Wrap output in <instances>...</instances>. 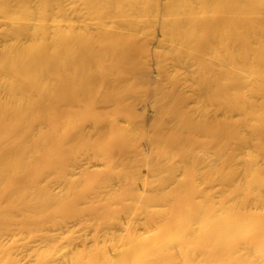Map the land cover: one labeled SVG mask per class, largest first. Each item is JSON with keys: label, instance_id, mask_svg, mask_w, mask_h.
Here are the masks:
<instances>
[{"label": "bare ground", "instance_id": "6f19581e", "mask_svg": "<svg viewBox=\"0 0 264 264\" xmlns=\"http://www.w3.org/2000/svg\"><path fill=\"white\" fill-rule=\"evenodd\" d=\"M0 3V264H50L29 255L56 200L39 178L150 141L168 169L134 197L170 218L134 226V264H264V0Z\"/></svg>", "mask_w": 264, "mask_h": 264}, {"label": "rangeland", "instance_id": "374dc122", "mask_svg": "<svg viewBox=\"0 0 264 264\" xmlns=\"http://www.w3.org/2000/svg\"><path fill=\"white\" fill-rule=\"evenodd\" d=\"M160 77V72L154 71L149 79ZM94 143L96 145V140ZM139 145L140 151L123 153L93 148L54 174L52 177L56 181L53 183L39 178L31 185V194H45L56 199L47 204L44 215L37 217L29 227L32 259L42 254L50 264L53 261L75 264L84 256L104 248L109 251L114 264L136 263L138 256L132 257L136 251L128 250L126 245L144 230L137 232L134 226L146 222L153 226L157 220L168 221L170 218L169 208H162L165 210L162 218L157 213L161 209L159 206L149 203V209L153 211L147 213L142 202L134 197L141 192L152 195L160 190L158 180L165 174H160L155 165L162 163L168 169L166 162L169 159L157 155L153 141ZM125 156L123 166L121 161ZM103 191L107 195L103 196V202H98ZM36 211L32 209V212ZM4 239L7 242L8 237Z\"/></svg>", "mask_w": 264, "mask_h": 264}]
</instances>
